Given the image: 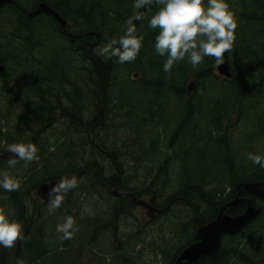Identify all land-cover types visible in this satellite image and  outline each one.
Segmentation results:
<instances>
[{"label":"trees","instance_id":"16d2710c","mask_svg":"<svg viewBox=\"0 0 264 264\" xmlns=\"http://www.w3.org/2000/svg\"><path fill=\"white\" fill-rule=\"evenodd\" d=\"M41 1L68 20L66 30L53 18L45 16L44 22H23L28 27V34L12 39L7 36L0 46V61L7 70L0 75V83L5 86H1L0 98L12 93L11 103L18 105L17 109L25 114L24 117L31 118L37 126L28 143L36 145L39 157L32 162L17 158L16 166H24L23 171L8 165V145L21 141L10 135L5 119L0 115V153H4L1 165L20 181L17 191L6 192L0 188V213L23 225V236L28 243L22 249L26 242L10 249L0 247V264H18L19 260H23V264L44 263L56 244L59 246V238L52 241L48 238L49 233L43 232L48 202L40 205V213L35 217L31 195L42 183L68 175L81 181L64 194V201L57 211L63 216H72L76 223L92 230L93 238L101 230L105 233L118 215L131 216L136 205L130 196L123 197L124 193L137 198L150 197L151 204L162 213L169 205L181 203L188 212L193 231L186 232L187 243L181 244L176 254L169 255L173 264L178 254L195 242L198 228L214 220L221 207L237 197L240 183L264 181V167L255 164L248 168L235 166L240 149L229 140L230 126H227L237 112L245 120L252 109L257 110L255 106L247 108V100L259 104V100L264 101V86L257 85L264 75V0H227L238 26L232 51L225 53L224 62L236 71L232 82L223 83L213 71L216 63L211 57H205L196 68L186 58L175 63L170 72L163 70L166 57L156 54L154 48L158 29L148 26L151 16L159 8L155 3L150 8L140 9L144 19L135 21L138 33L144 37L136 60L118 64L116 58L99 54L100 45L123 35L125 21L134 11V0ZM18 29L21 33V26ZM40 31H44L45 36L39 37ZM44 48L51 49L53 55L43 53ZM133 73H136L135 78H141L139 83L133 81ZM24 78L31 79L29 86L23 82ZM191 79L205 91L209 98L205 102L186 99ZM140 90L143 97L139 96ZM170 96L184 106L176 114V128L172 132L166 118ZM57 110L63 115L61 119L67 123L64 128L68 132L61 131L57 143L50 144L43 134L56 123ZM196 113L202 119L203 115H208L207 126L202 128L196 124L192 119ZM101 114L107 118L106 131L120 125L129 131L121 145H105L106 135L102 138L105 127L98 133L92 124ZM118 120L121 124L116 123ZM259 131L261 134L252 133L248 138L263 137L264 123H259ZM92 133L93 137L97 136V145L110 152L107 166L93 161L92 155L98 153L101 156L99 152L89 154L86 146L93 145ZM19 138L26 139L24 136ZM162 146L165 151L161 150ZM135 150L141 152L144 161H150L160 152L164 162L153 168L148 166V174L142 180L138 175L140 158L133 155ZM76 153L80 155L75 156ZM127 157L132 159L131 165L127 164ZM176 162L180 165L179 182L174 193L167 194L172 187L171 168ZM115 191L119 198L114 196ZM84 194L96 197V200L100 198L105 204L110 203L111 195L113 203L109 206V214L82 218L83 210L78 201ZM253 205L263 209L255 223L264 230V203L260 205L253 200ZM245 209L246 205L242 203L228 213L236 216ZM30 230L32 233L27 234ZM246 232L247 229L236 236H225L216 254L195 264H233L236 258H243L247 247H253L252 242L246 244L245 240L256 239ZM76 242L84 248L81 239ZM61 244L70 247V240ZM77 250L80 258L81 249L77 247ZM161 252L166 255L164 250ZM131 257L125 250L118 259L126 264Z\"/></svg>","mask_w":264,"mask_h":264},{"label":"rangeland","instance_id":"374dc122","mask_svg":"<svg viewBox=\"0 0 264 264\" xmlns=\"http://www.w3.org/2000/svg\"><path fill=\"white\" fill-rule=\"evenodd\" d=\"M32 2L33 0H29V4H27L28 8H31ZM8 18L9 17L7 16V18L5 19L6 22L8 21ZM4 24L8 26V23ZM2 40H4V38L0 39V46L2 45ZM60 41L61 40H59L58 42ZM55 44L57 48V41L55 42ZM101 47L102 46L100 45V49ZM42 51L48 56L53 55L52 50L49 48H44ZM235 61L240 62L237 59ZM239 64L240 63H238V65ZM230 69L233 75L235 76L236 70L234 71L231 67ZM213 71L218 77V79L221 81V83H223L224 81H229L225 77L219 75L216 64L213 67ZM135 74L136 73H133L132 79L134 82L139 83L141 78H135ZM119 76H121L120 72ZM256 76L258 78L260 77V71L257 73ZM263 79L264 75L262 81H257V85H263ZM191 81L192 79L189 81V83ZM23 82L26 84V86H29L32 81L30 78H24ZM1 86L3 85L0 83V90ZM209 90L208 93L211 95V91ZM204 92L205 91L201 87L196 85V88L193 93H189L186 99H191L195 102H205L209 98ZM190 94H193V98H190ZM10 95L13 96L12 93H7L4 97L0 98V115H2V117L5 119L4 124H7L6 129L8 130L10 135L18 141L28 143L29 138L34 134V130L37 129V126L32 122L31 118L24 117L25 114H22V112L17 109L18 105L11 103L13 97H11ZM139 96L143 97L142 90H140ZM262 100L263 99L259 100L261 101L260 104L256 101L247 100L246 105L249 106L247 108L255 106V108L257 109L256 111L252 109L250 111L251 114L247 119H241L239 112L234 114L229 119L227 125L230 126L229 140H231L234 145L237 144L240 149V154L234 161L235 166L238 168H248L253 164L252 161L248 159L249 153L264 155V134H262L263 137L257 136L255 138H248L254 133L261 134V132L259 131V123H264V101ZM183 108L184 106L182 104H179L175 97L170 96V99L167 103L168 115L166 118L170 121L171 132L176 128V114L179 112L180 109L183 110ZM61 117V113H59L57 110V113H55L54 117L57 119L56 123L52 127L46 129L43 134L44 139L49 141L50 144L57 143V136L60 134L61 131L68 132V130L64 128L67 126V123L62 120ZM207 117V114L203 115V119L197 113L192 115V119H194V121H196V124L202 128H204L208 124ZM95 123L96 121H93V124ZM116 123L121 124L119 120L116 121ZM105 126H107V118H105ZM102 128L103 127L99 126L96 131L100 133L102 132ZM106 128L107 127H105V130L102 133V138L105 137L104 139L106 140V146H112V144L115 143H117V145H121L122 139L127 138L128 136L129 131L124 128V126L120 125L119 127L114 128V130L112 131H106ZM162 130L163 128H161V131ZM93 134L94 133L91 134V138L93 137ZM23 136L26 138L25 140L19 138ZM39 136L41 137V135ZM246 140H248L247 143L245 142ZM131 142L132 141L130 140L129 143ZM164 142L166 144L168 143L166 139H164ZM86 147H89V154H91L92 148L89 145ZM1 150L2 146H0V151ZM161 150L165 151L166 149L164 146H162ZM133 152L134 156H138L140 158L138 165V175L139 178H141L142 180L148 174V166H151L153 168V165L158 166L164 162V156L160 154V152H158L157 155H155L150 161H144V158L141 157V152H139L138 150H135ZM2 155H4V153H0V173L7 172V170H5L4 167L1 165L3 161ZM77 155L80 154L76 153L75 156ZM84 157H86V155ZM92 158L94 162L98 161L100 165L103 164V166H107V164H104L105 161L102 160V156H99L98 153L92 155ZM126 161L128 165H131V163H133L130 157H127ZM16 167H19V171H23L24 169V166L22 165L15 166L14 168L16 169ZM157 173L158 170L155 172V174ZM68 177L70 178L71 176L68 175ZM171 178L172 187L167 191V194L174 193L177 188L180 178L179 162H176L172 166ZM77 181L79 183L81 180L77 178ZM125 194L126 193H124L123 195ZM112 198L113 197L110 195V203L105 204L106 202L101 200L100 198L96 200V197H92L89 194L82 195L81 199L78 201L80 205V210H83L82 212L84 213L83 216L81 215L82 218L89 216L91 218L105 217L106 214H109V206L113 203ZM138 199H143L149 202V204H151L150 197H142ZM43 202L44 201L39 200V206H36L37 210L39 209L40 205L43 204ZM47 205L48 209L44 218L43 232L49 233V236L55 234L54 237L48 236V238L52 239V241L57 240L59 238V241L57 242L59 246L57 247L56 244L53 253L45 260V262H40L38 264H123V260L121 261L118 258L124 255L125 250H128L129 254L132 255L130 260H126V264H171L170 256L177 253V249L180 247L181 244L185 245L187 243L186 232L189 233L193 231L189 226L190 219L187 216L188 212L181 203H174L173 205H169V208L164 213H162L161 211L159 214L154 213L153 218L148 216L149 210L145 209L144 207L134 206V208L131 210V216L125 217L124 214L123 216L121 214L118 215V217L112 219L108 229H106V232L102 233L101 230V232L97 233L95 238H93L92 230H88L84 225L76 223L78 231L75 232L72 239H69L70 247H67L61 244L64 241L61 239L62 233H58L56 231L57 225L63 223L64 218L67 216H63L61 213H58L57 209L53 212H50L49 202L47 203ZM151 205L159 210L158 207L154 206L153 204ZM37 215H39V213L36 211L35 217H37ZM255 221L251 223L248 228H246V234L248 233V235L252 236L253 238H256L255 240H245L246 244H248V242H252L253 245V247L251 248L247 247L246 255L249 257H253L255 255L253 249L256 244H253V241L258 243L259 239L260 243L258 244H264V230H262L261 227L258 228L259 223H255ZM30 233H32V230L27 232V234ZM80 239L85 245L84 248H82V246L78 245V243L76 242V240ZM90 239L91 241H89ZM22 243H24V241H17L15 245H19ZM27 244V242L23 244L21 249L26 247ZM77 247H79L82 252L80 258L77 257V255L79 254ZM163 250L165 251L166 255L161 252ZM237 264L242 263L238 262Z\"/></svg>","mask_w":264,"mask_h":264},{"label":"clouds","instance_id":"9594fccd","mask_svg":"<svg viewBox=\"0 0 264 264\" xmlns=\"http://www.w3.org/2000/svg\"><path fill=\"white\" fill-rule=\"evenodd\" d=\"M153 3L159 8L151 16L148 26L158 29L154 48L156 54L166 57L163 63L166 73L175 63L186 58L193 68L199 66L205 57L214 58L217 66L224 64L225 53L232 51L238 26L227 0H206V3L205 0H134V11L125 21L123 35L102 45L99 54L116 58L118 64L134 62L144 39L138 33L135 21H142L144 13L140 9L150 8ZM7 151L13 154L8 159L10 167L16 166L17 158L25 162L39 159L38 149L31 142L12 143ZM248 159L264 167V155L249 153ZM77 186L75 176L61 177L50 189L49 211L58 209L64 201V194ZM0 188L6 192L17 191L20 181L9 172L0 173ZM56 231L62 233V240L72 239L78 231L75 219L65 217L64 222L57 225ZM17 241L26 242L23 225L0 213V247L13 248ZM18 264H23V260H19Z\"/></svg>","mask_w":264,"mask_h":264},{"label":"water","instance_id":"95a60500","mask_svg":"<svg viewBox=\"0 0 264 264\" xmlns=\"http://www.w3.org/2000/svg\"><path fill=\"white\" fill-rule=\"evenodd\" d=\"M14 0H0V6L4 4H11ZM44 11L45 13L51 15L56 22L60 24L63 30H66L69 22L67 19L63 18L59 12L55 11L46 3L40 5L37 13ZM92 36L99 37L96 33H91ZM217 71L219 75L227 78L233 79V73L227 63L217 66ZM7 72L5 66L0 61V75ZM137 76V75H136ZM196 88V81H191L187 90L189 93H193ZM8 156L12 157V153H8ZM59 180V179H58ZM58 180H51L42 183L38 190L37 195L44 201L48 202L50 199L49 193L50 189L55 186ZM238 195H241L243 191L254 195L256 198L264 202V181L255 182H243L237 186ZM117 191L114 192V196H118ZM132 199L136 206L144 207L149 210L148 216L154 217V213L159 214L160 210L154 208L149 202L138 199L136 196L132 195ZM244 203L246 209L244 213L236 216L229 215L228 211L230 209L236 208L239 204ZM263 210L253 205V200L250 198H240L237 197L233 201L224 204L217 217L209 222L208 224L198 228L196 232V241L191 243L185 249H183L176 257L173 264H195L199 262L204 257H209L216 254L223 242L225 236H236L242 230H244L248 225L258 219Z\"/></svg>","mask_w":264,"mask_h":264},{"label":"flooded vegetation","instance_id":"af4514ba","mask_svg":"<svg viewBox=\"0 0 264 264\" xmlns=\"http://www.w3.org/2000/svg\"><path fill=\"white\" fill-rule=\"evenodd\" d=\"M43 3H46V2H43L41 0H34V2H32L31 8H28L27 4H29V0H14L13 3H11V4L6 3L2 6H0V39L6 38L7 36L11 37V39H12L15 36L20 38V37H23L24 35H27L28 34L27 33L28 27L24 26L23 22L30 23V21H33V20H38L40 22H44L45 16H49V17L53 18L51 15L45 13L44 11L37 13L38 9L40 8V5ZM47 5H49V4H47ZM50 7L53 8L52 6H50ZM7 16L9 18H8V21L6 22L5 19L7 18ZM4 23H6V24L8 23V26H6ZM20 26H21V33L18 31L19 30L18 27H20ZM37 35L39 37L45 36V32L40 31V33ZM68 35L71 37L73 36L72 34H68ZM56 64H57V58H56ZM233 79H234V77H233ZM233 79L229 80V81L232 82ZM263 85H264V79H263ZM61 116L63 117L62 114H61ZM97 116H98V119L96 120V123H95L96 129L99 126L100 127L105 126V114H101V115H97ZM95 137H97V136H95ZM95 137L92 138V144L93 145L90 146L92 148V152L93 153L96 151L99 152L102 156V160L105 161L104 164H107L108 159L111 156L109 154L110 152L107 149L100 148V146L97 145V141H96ZM96 163L99 164L98 161H96ZM101 165L103 166V164H101ZM33 194L35 195V197ZM33 194L31 195L32 205L35 208V212L37 211L38 213H40V207L37 210L36 206H39V204H38L39 200H42V199L37 195V191L34 192ZM244 194L245 195L248 194L250 197H245ZM122 196L123 197H127V196L129 197L130 196V198L132 199V195L129 193L122 195ZM119 197L120 196H118V198ZM237 197L250 198L251 200L257 201L260 205H263V203H264L260 199L256 198L254 195L249 194L245 191H243L241 193V195H238V191H237ZM45 203H47V202H43V204H45ZM258 243H260L259 239H258ZM258 243H256L255 241L253 242V244H256V246H254V249H253V251L255 253V255L253 257H249L245 254L243 258H241V257L236 258L234 263L237 264L238 262H240L242 264H264V244L259 245Z\"/></svg>","mask_w":264,"mask_h":264}]
</instances>
